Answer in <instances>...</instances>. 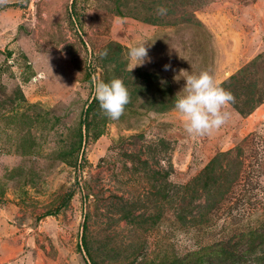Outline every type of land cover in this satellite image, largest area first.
Returning a JSON list of instances; mask_svg holds the SVG:
<instances>
[{"label": "rangeland", "instance_id": "374dc122", "mask_svg": "<svg viewBox=\"0 0 264 264\" xmlns=\"http://www.w3.org/2000/svg\"><path fill=\"white\" fill-rule=\"evenodd\" d=\"M260 54L264 0H0V264H264V103L206 136L173 106L181 70L219 85ZM246 76L264 96V62ZM107 78L118 120L86 112Z\"/></svg>", "mask_w": 264, "mask_h": 264}, {"label": "clouds", "instance_id": "9594fccd", "mask_svg": "<svg viewBox=\"0 0 264 264\" xmlns=\"http://www.w3.org/2000/svg\"><path fill=\"white\" fill-rule=\"evenodd\" d=\"M157 13L161 16L166 15L167 8L159 6ZM146 42L138 41L129 48L127 54L129 71L150 62ZM106 54V51L101 53ZM165 67L167 68V65ZM180 74L185 83L175 95L173 106L183 119L184 131L190 136L210 135L229 119L230 113L225 109L235 102V97L229 90L219 86L208 71L197 74L181 70ZM94 95L104 115L111 120H118L130 101L129 91L120 78L108 82L103 80L94 82Z\"/></svg>", "mask_w": 264, "mask_h": 264}, {"label": "trees", "instance_id": "16d2710c", "mask_svg": "<svg viewBox=\"0 0 264 264\" xmlns=\"http://www.w3.org/2000/svg\"><path fill=\"white\" fill-rule=\"evenodd\" d=\"M116 1H121V0H116ZM168 11L171 12L173 10L172 9H168ZM183 17L185 18V15H183ZM184 18H181L179 20H182ZM146 19H148L147 21H150L153 24H158L159 22H161L162 24L168 23V21L163 20L164 18H158V17L155 18V17L150 16V17H148ZM121 55H122L121 46H118V48L115 50L113 55L110 56L109 58H107V61L110 62V63L113 62V63L117 64V63H119V58L121 57ZM263 62H264V55L260 54L252 62H250V64H247V66L240 68L236 73H234L229 78H227L226 80H224L223 82H221L219 84V86L223 87L226 90H229L234 95L235 102L232 103L231 105L243 117L249 116L255 110V108L257 106H259L260 104L264 103L263 94L259 95L256 98V95L258 94V92H257V88H258L257 77L253 78V76H251V77L246 76L248 71H249V68H251L252 66H258V63L261 64ZM105 65H107V64H105ZM117 67H118V64H117ZM110 80H112V79L111 78H107V80H104V81L108 82ZM241 88H246L247 89L246 98L244 100H238V96H239ZM248 89H249V91H248ZM97 103L98 102H97V100L94 97L93 101L89 104L86 112L89 113L93 109H95ZM82 139H83V135H82V133H80V145L82 144ZM217 160H218V158H214L213 160H211L210 164H208L206 166L205 171L207 173H205V177H206V180H205V183H204L205 187H207L208 184L210 185L209 180L212 179L211 173L214 170V166H215ZM199 180H201V176H198L196 178V183ZM183 219H184V217H183ZM198 258L201 260L200 257H198ZM169 264H178V261H173V262H171ZM232 264H236V261L234 260Z\"/></svg>", "mask_w": 264, "mask_h": 264}]
</instances>
